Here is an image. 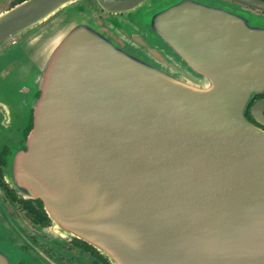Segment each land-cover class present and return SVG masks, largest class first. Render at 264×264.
<instances>
[{"label":"water","instance_id":"water-1","mask_svg":"<svg viewBox=\"0 0 264 264\" xmlns=\"http://www.w3.org/2000/svg\"><path fill=\"white\" fill-rule=\"evenodd\" d=\"M95 1L111 19L87 0L0 14V44L57 19L0 53L25 91L0 94L4 119L33 124L11 185L112 264H264V130L245 116L264 92V18L218 0Z\"/></svg>","mask_w":264,"mask_h":264},{"label":"flooded vegetation","instance_id":"flooded-vegetation-1","mask_svg":"<svg viewBox=\"0 0 264 264\" xmlns=\"http://www.w3.org/2000/svg\"><path fill=\"white\" fill-rule=\"evenodd\" d=\"M28 0H0V14L14 9ZM244 11L264 18V8L242 4L233 0H222ZM258 1L264 6V0ZM90 10L100 20L111 19L112 14L103 11L95 0H87ZM120 14H114L113 16ZM52 17L49 19L51 20ZM41 25L22 35L13 36L0 44V53L24 46V39ZM28 58V56H26ZM14 66L0 64V94L19 95L23 88L7 86L8 74ZM19 79V78H18ZM20 80V79H19ZM20 83V82H18ZM19 97L12 99V106H19ZM264 101V92L254 96L245 112V116L255 126L264 130V125L251 115L252 106ZM1 102V100H0ZM5 107L6 104H3ZM0 103V262L2 264H112L109 258L89 243L66 236L56 230L54 223L37 200L26 199L11 185L9 160L17 147L23 146L24 140L32 129V118L27 121L20 112L19 117L4 119L6 110ZM264 115V110H263ZM9 159V160H8Z\"/></svg>","mask_w":264,"mask_h":264},{"label":"rangeland","instance_id":"rangeland-1","mask_svg":"<svg viewBox=\"0 0 264 264\" xmlns=\"http://www.w3.org/2000/svg\"><path fill=\"white\" fill-rule=\"evenodd\" d=\"M218 1H222V0H218ZM222 2H225V1H222ZM225 3H228V2H225ZM228 4H230V3H228ZM230 5H233V4H230ZM233 6H235V5H233ZM247 12V11H246ZM94 15V14H93ZM254 15V14H253ZM95 16V15H94ZM256 16V15H255ZM260 17V16H259ZM97 18V17H96ZM99 19V18H98ZM55 20H57V19H53L51 22H49V23H46V24H44L43 26H41L40 28H39V30H47L48 28H52V26L54 25V22H55Z\"/></svg>","mask_w":264,"mask_h":264}]
</instances>
